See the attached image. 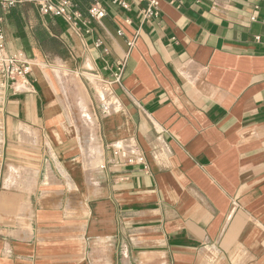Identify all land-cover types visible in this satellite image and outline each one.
<instances>
[{
  "label": "crops",
  "instance_id": "obj_1",
  "mask_svg": "<svg viewBox=\"0 0 264 264\" xmlns=\"http://www.w3.org/2000/svg\"><path fill=\"white\" fill-rule=\"evenodd\" d=\"M94 1L76 25L0 9L7 52L40 60L0 78V264H264V0H161L144 22Z\"/></svg>",
  "mask_w": 264,
  "mask_h": 264
},
{
  "label": "built area",
  "instance_id": "obj_2",
  "mask_svg": "<svg viewBox=\"0 0 264 264\" xmlns=\"http://www.w3.org/2000/svg\"><path fill=\"white\" fill-rule=\"evenodd\" d=\"M23 0H0V9L5 11L17 6ZM37 5L40 12L44 16H58L67 20L70 24L76 25V18L80 19L82 14L75 10L74 0H29ZM145 3L142 9V20H148L157 17L161 10V0H139ZM118 6L129 10L130 0H113ZM89 14L91 18L101 21L106 15V9L103 5L95 0L90 8ZM4 18L0 16V78L4 84H13L18 80H22L33 70L34 66L40 63L38 57L29 58L24 52L8 53L6 50V35L3 29ZM122 34V30H119ZM135 40L129 42L130 48L134 47ZM123 65L115 74L116 80H120Z\"/></svg>",
  "mask_w": 264,
  "mask_h": 264
},
{
  "label": "rangeland",
  "instance_id": "obj_3",
  "mask_svg": "<svg viewBox=\"0 0 264 264\" xmlns=\"http://www.w3.org/2000/svg\"><path fill=\"white\" fill-rule=\"evenodd\" d=\"M58 68H55L57 70ZM62 72V78L59 79L60 83H63L65 93L68 97V99L71 101V107H70V116L72 118V121L75 122L77 126L81 129L82 133L86 134L87 132H90L91 135V143L92 150L86 154L85 157L92 155L96 152L95 146L96 144L92 141L94 140V136L96 134V131L98 129V121L96 120V117H94L90 111L87 109L86 105L83 101V96L80 93V86L77 85L76 80H73L70 75L68 74L67 70H63ZM96 79V78H94ZM98 79V78H97ZM90 81V80H89ZM94 82V80L92 79ZM64 93V96H65ZM66 98V97H65ZM83 149L86 145L85 139L83 140Z\"/></svg>",
  "mask_w": 264,
  "mask_h": 264
},
{
  "label": "trees",
  "instance_id": "obj_4",
  "mask_svg": "<svg viewBox=\"0 0 264 264\" xmlns=\"http://www.w3.org/2000/svg\"><path fill=\"white\" fill-rule=\"evenodd\" d=\"M76 7H77V5H76ZM78 9V8H77ZM52 45V44H51ZM53 46V45H52Z\"/></svg>",
  "mask_w": 264,
  "mask_h": 264
}]
</instances>
